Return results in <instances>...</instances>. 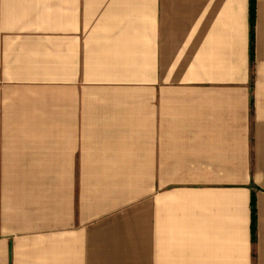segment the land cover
<instances>
[{
    "label": "crops",
    "instance_id": "0c3cea01",
    "mask_svg": "<svg viewBox=\"0 0 264 264\" xmlns=\"http://www.w3.org/2000/svg\"><path fill=\"white\" fill-rule=\"evenodd\" d=\"M0 264H264V0H0Z\"/></svg>",
    "mask_w": 264,
    "mask_h": 264
},
{
    "label": "trees",
    "instance_id": "16d2710c",
    "mask_svg": "<svg viewBox=\"0 0 264 264\" xmlns=\"http://www.w3.org/2000/svg\"><path fill=\"white\" fill-rule=\"evenodd\" d=\"M252 22H253V8H251V26H252ZM251 59H252V55H251ZM254 226H255V212L254 209L252 208V228H254Z\"/></svg>",
    "mask_w": 264,
    "mask_h": 264
}]
</instances>
